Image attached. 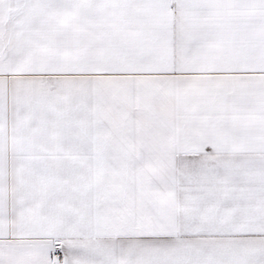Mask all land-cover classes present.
Listing matches in <instances>:
<instances>
[{"label":"snow or ice","instance_id":"obj_1","mask_svg":"<svg viewBox=\"0 0 264 264\" xmlns=\"http://www.w3.org/2000/svg\"><path fill=\"white\" fill-rule=\"evenodd\" d=\"M0 264H264V0H0Z\"/></svg>","mask_w":264,"mask_h":264}]
</instances>
